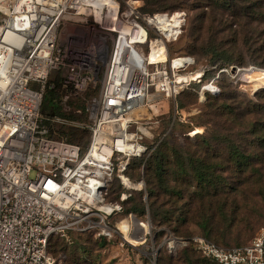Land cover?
I'll return each mask as SVG.
<instances>
[{
    "label": "built area",
    "instance_id": "obj_1",
    "mask_svg": "<svg viewBox=\"0 0 264 264\" xmlns=\"http://www.w3.org/2000/svg\"><path fill=\"white\" fill-rule=\"evenodd\" d=\"M125 4L121 9L116 0H0V264H58L49 254V241L71 231L93 232L100 239L116 236L121 246L134 247L126 234L136 239L148 234L146 222L125 214L123 205L132 191L144 190L143 181L134 183L128 171L133 159L148 152L142 137L130 131L137 121L129 116L136 108L148 110L150 95L177 97L205 80L209 70L188 71L196 66L191 57L169 58L167 40L177 39L183 30L175 28L173 36L162 32L174 15L141 19L134 1ZM180 21L184 23L182 15ZM79 23L101 32L97 49L86 51L91 59L76 55L71 60L60 45L68 24ZM126 31L129 42L138 37L119 49ZM148 39L163 44L166 61L149 60ZM64 68L68 77L52 80ZM118 68L121 74L112 78ZM101 73V94L88 104L95 108L88 148L48 137L42 124L46 91L59 83L65 93L61 100L68 102V93L86 92ZM207 91L217 94L219 88L211 85ZM138 95L146 98L134 107L130 101ZM114 179L123 190L116 203L108 201ZM122 214L112 228L111 219ZM189 244L218 264H264V228L241 247L223 248L196 235L172 241L168 251L173 254Z\"/></svg>",
    "mask_w": 264,
    "mask_h": 264
},
{
    "label": "rangeland",
    "instance_id": "obj_2",
    "mask_svg": "<svg viewBox=\"0 0 264 264\" xmlns=\"http://www.w3.org/2000/svg\"><path fill=\"white\" fill-rule=\"evenodd\" d=\"M121 5V9L126 7L127 2H138L139 6L134 5V10H138L139 17L145 18L155 14L174 15L173 21H170V27L175 33V28L183 27L181 35L176 38L167 40V52L170 59L174 60L178 57L195 58L196 66L189 67L188 71H200L201 68L209 70L206 79L201 83H194L181 92L177 97H162L150 104L148 107V118L142 121L134 122L130 128L131 132H137L142 137V143L148 148V152L140 158L133 159L130 166L129 176L134 183L143 181L144 190L132 191L133 199L142 201L146 205L145 214L142 220L146 222V237L138 239L126 234L125 238L134 246H121L120 238L100 239L93 232H87L85 235L71 234L68 237L55 236L51 241V245L57 246L55 258L58 264H66L71 252H78V257L82 260H90L93 264H158L160 255L176 256L182 248H178L175 253L168 251L169 244L176 239L192 238L200 235V230L194 224L186 229L188 233L178 234L168 226H157L151 220L149 209L147 206L148 192L146 185L145 166L159 150L165 146L176 147L178 149L191 148L195 150V138L207 136V127L202 125V115L206 111V105L218 100L224 93H229L228 105L233 110L237 108L243 109L248 103L256 105V113L259 116V126L256 130L257 136L245 135L244 133L237 138H232L234 146L240 154L249 156L247 165L241 166L238 161L231 157L232 147L216 148L210 152V165L218 167L216 169V177L218 181L223 177L224 183L231 184L232 189L237 195L240 204L241 214L239 218L245 221L242 226L233 230L235 236L244 244L249 243L264 228V22L248 23L246 20L231 25L226 22L224 32L210 30V27L216 28L210 20L205 24L196 23L194 31L188 32L189 23L192 17L201 11H208L205 0H116ZM183 16L184 23H181L180 16ZM184 24V25H183ZM239 24V26H237ZM221 30V29H220ZM172 35V36H173ZM101 32L98 28H92L91 24H68L66 32L63 34L60 45L69 54L72 60L85 57L91 59V55L87 54L89 50L93 53L98 47V40ZM215 41V42H213ZM213 42V45H212ZM151 52L160 50L163 54V60H167L163 44L157 40H149ZM213 46H218L221 52H225V56L231 57L234 63L230 67L222 65V61L214 62ZM89 52L90 54H92ZM70 61V60H69ZM182 62V60H180ZM71 63V62H69ZM68 63V64H69ZM236 69V73H232L231 68ZM228 70V71H227ZM68 69L64 68L54 73L52 80L67 78ZM103 73L100 74L98 82L91 85L89 89L80 94L68 93L70 97L68 102H62L58 99L59 112L58 118L54 119L53 127L60 130L62 126L61 112L63 116H70L73 112L81 111V115L77 117V121L89 123L90 114L94 112V106L88 108V104L97 99L101 94ZM211 85H217L219 93L212 94L207 91ZM227 88V89H226ZM230 90V91H227ZM149 92H152L150 88ZM152 94V93H151ZM75 100L74 102H71ZM252 109V108H251ZM247 113V110H245ZM144 115L145 113H140ZM43 119H48V115L44 114ZM59 119V121H56ZM249 121V117L244 119L245 124ZM139 126H143L148 130L150 136L144 135L139 131ZM210 125L209 127H211ZM48 127V126H46ZM191 133L189 136L188 134ZM90 135H82L79 137L78 144L86 145ZM209 138H211L209 136ZM231 144V143H230ZM240 162V161H239ZM230 169L235 175H230L227 170ZM247 171L246 173H242ZM262 176V178H261ZM134 185V184H133ZM136 188L139 185L136 184ZM123 190L119 180L114 179L109 188V202H119ZM142 194V197L136 193ZM147 195V197H146ZM147 199L145 201V199ZM185 202L180 203L181 210L186 212ZM131 204L125 205L129 209ZM125 214H129L125 210ZM125 214L115 216L111 219L112 228L120 222ZM124 221L119 224L120 228H124ZM138 235V234H137ZM138 236H141L139 234ZM144 239V243L142 240ZM67 248L64 253L61 247ZM129 246V247H128ZM236 246L224 247L233 248Z\"/></svg>",
    "mask_w": 264,
    "mask_h": 264
},
{
    "label": "trees",
    "instance_id": "obj_3",
    "mask_svg": "<svg viewBox=\"0 0 264 264\" xmlns=\"http://www.w3.org/2000/svg\"><path fill=\"white\" fill-rule=\"evenodd\" d=\"M204 2L207 3L206 8H210V10L201 11L191 18L188 28L190 34L199 21L205 24L207 20H210L212 24L216 25V28L210 27V30H217L221 33L226 30V22L231 25L241 20L248 21L246 25L264 22V0H205ZM134 5L139 6L135 1ZM213 47L212 59L214 62L222 61V65L225 67L233 65L234 60L231 57L225 56V52H221L218 46ZM232 69L233 67L231 71ZM230 93L226 92L217 101L206 105V111L202 115L201 121L202 125L207 127V136L198 137L199 134L194 136L197 137L194 140L195 150L165 146L148 161L145 166L147 206L151 220L157 226H168L178 234H186L188 233L186 228L194 224L200 230L201 236L220 247H241L248 243L244 244L246 241L237 238L233 232L236 228L241 227L242 223H245L238 215L241 214L240 204L231 184L224 183L223 177L218 181L216 177L218 167L209 163L210 152L216 148L232 147L231 157L238 161L242 167L247 165V161L244 159L250 157L238 152V149L232 144V138H237L243 133L257 136L258 130L256 129L260 122L255 110L256 105L248 103L243 109L233 110L227 102ZM64 94L59 83L56 84L55 89L46 91L42 115L46 114L49 117L42 119V124L48 130V137L79 145L85 151L90 145L91 130L89 129L90 121L89 123L77 121V117L81 114L73 112L70 116H63L61 112V122L58 124L62 128L58 130L53 127L54 119L58 118L57 114L60 108L57 101ZM246 117H249L247 124L244 122ZM210 125L212 126L209 127ZM87 134L90 135L87 144H78L79 137ZM136 159L141 160L140 158ZM227 173L235 175L230 169L227 170ZM136 193L142 197L141 193ZM186 198L189 199L185 203L186 212H183L180 203L185 202ZM132 199L133 195L123 203L124 207L131 204V207L125 208V210L127 213L136 214L141 219L145 214L146 205L142 199L139 201ZM71 234L82 236L87 232L71 231L66 237ZM53 237L49 241L48 251L55 258L58 251L56 245H51ZM60 251L65 253L67 248L62 246ZM77 255L78 252H71L66 264H93L90 260H82ZM158 264L218 263L203 257L193 244H189L183 247L176 256L160 255Z\"/></svg>",
    "mask_w": 264,
    "mask_h": 264
},
{
    "label": "bare ground",
    "instance_id": "obj_4",
    "mask_svg": "<svg viewBox=\"0 0 264 264\" xmlns=\"http://www.w3.org/2000/svg\"><path fill=\"white\" fill-rule=\"evenodd\" d=\"M129 15H131V14H129ZM165 23H166L167 25L165 26V30L163 29L162 32L165 33L167 36H168V32L171 33V35H173V32H172L171 27H170V21H169V20H166ZM127 32H128V31H126V32L122 35V37H121V39H120L119 49L127 47L130 43H134L133 40H134L135 38L138 37V36H136V37L132 36V37H131V42H129V39L126 38V36H127ZM142 35H143V34H142ZM147 44H148V40H147ZM147 58H148V57H147ZM157 58L163 60V54H162V52H161L160 50H153V51L151 52V54H150L149 60L152 61V60H155V59H157ZM180 60H181L180 58L177 59V60H175V64H176V65H180V64H181V61H180ZM114 72H115V73L112 74V78H115V77L119 76V74H121V70H120L119 68H118L117 73H116L115 70H114ZM196 74H200V72H199V73H196ZM180 79L183 80V79H184V76H183V77H180ZM160 96H162V95H159V94L150 95V96L148 97V100H149L150 102H154V101H156ZM145 98H146V95H138V96H134V97H132V100L130 101V104H132V106L135 107V106H137V105H139V104L144 103ZM142 112H144L145 114H144V115L140 114V113H142ZM129 117H130V119H132L133 121H138V120H142V119H147V118H148V110L145 109V108H136V109L133 110V112L131 113V115H130ZM139 129H140L141 132H143L144 134H146V135H150V133L148 132V130H147L146 128H144L143 126H139ZM131 186H136V185H133V183H131ZM138 235H139V234H138Z\"/></svg>",
    "mask_w": 264,
    "mask_h": 264
},
{
    "label": "water",
    "instance_id": "obj_5",
    "mask_svg": "<svg viewBox=\"0 0 264 264\" xmlns=\"http://www.w3.org/2000/svg\"><path fill=\"white\" fill-rule=\"evenodd\" d=\"M232 73L233 74L236 73V69L235 68L232 69Z\"/></svg>",
    "mask_w": 264,
    "mask_h": 264
}]
</instances>
